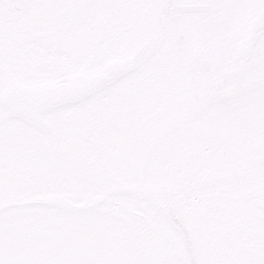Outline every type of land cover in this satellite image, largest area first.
I'll return each instance as SVG.
<instances>
[{
	"label": "rangeland",
	"instance_id": "obj_1",
	"mask_svg": "<svg viewBox=\"0 0 264 264\" xmlns=\"http://www.w3.org/2000/svg\"><path fill=\"white\" fill-rule=\"evenodd\" d=\"M0 264H264V0H0Z\"/></svg>",
	"mask_w": 264,
	"mask_h": 264
}]
</instances>
